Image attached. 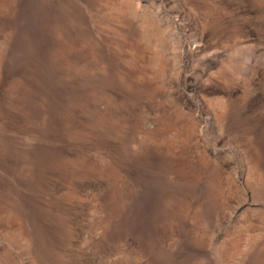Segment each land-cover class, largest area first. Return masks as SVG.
Wrapping results in <instances>:
<instances>
[{"label": "rangeland", "instance_id": "374dc122", "mask_svg": "<svg viewBox=\"0 0 264 264\" xmlns=\"http://www.w3.org/2000/svg\"><path fill=\"white\" fill-rule=\"evenodd\" d=\"M0 264H264V0H0Z\"/></svg>", "mask_w": 264, "mask_h": 264}]
</instances>
